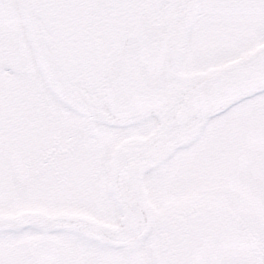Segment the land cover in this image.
Segmentation results:
<instances>
[{
  "label": "snow or ice",
  "instance_id": "6c2138e0",
  "mask_svg": "<svg viewBox=\"0 0 264 264\" xmlns=\"http://www.w3.org/2000/svg\"><path fill=\"white\" fill-rule=\"evenodd\" d=\"M0 264H264V0H0Z\"/></svg>",
  "mask_w": 264,
  "mask_h": 264
}]
</instances>
